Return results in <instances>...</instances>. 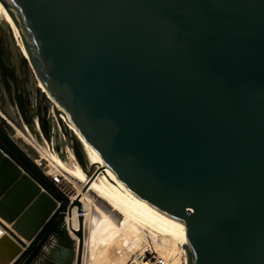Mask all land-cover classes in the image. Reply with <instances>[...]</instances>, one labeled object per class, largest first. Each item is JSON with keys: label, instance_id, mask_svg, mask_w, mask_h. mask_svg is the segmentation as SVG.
<instances>
[{"label": "water", "instance_id": "95a60500", "mask_svg": "<svg viewBox=\"0 0 264 264\" xmlns=\"http://www.w3.org/2000/svg\"><path fill=\"white\" fill-rule=\"evenodd\" d=\"M9 1L47 93L31 113L0 56V264L83 259V205L25 127L178 231L187 264H264V0Z\"/></svg>", "mask_w": 264, "mask_h": 264}, {"label": "bare ground", "instance_id": "6f19581e", "mask_svg": "<svg viewBox=\"0 0 264 264\" xmlns=\"http://www.w3.org/2000/svg\"><path fill=\"white\" fill-rule=\"evenodd\" d=\"M10 12L15 13L12 2L0 0V29L6 28L11 33L15 49L29 60L18 22ZM29 66L32 69L30 61ZM34 77L40 92L47 93L35 74ZM51 105L53 125L55 130H58L55 105L52 101ZM9 111L15 117V109L10 107ZM25 129L27 130L17 129L16 137L27 139L28 143L24 141L35 148L40 155L36 163L48 176L56 177L58 180L60 177H64L65 180L71 177L76 180V185L80 183L77 189L81 196L79 198L78 195L71 196L70 203L79 200L83 205V213L80 214L78 206H75L72 217L68 219V225L72 237L78 244L79 237L73 231L79 230L80 217L83 218L82 264H126L132 254L135 256L134 264H154L151 263L153 259H146L145 263L137 261L138 256L142 255L146 248H150L166 264H187L182 235L97 186L78 162L67 141L62 140V133L60 139L53 138L54 146L60 144L61 151L58 152L50 149L46 141H39L27 127ZM55 169L61 173L55 172ZM138 251L140 254H137Z\"/></svg>", "mask_w": 264, "mask_h": 264}, {"label": "flooded vegetation", "instance_id": "af4514ba", "mask_svg": "<svg viewBox=\"0 0 264 264\" xmlns=\"http://www.w3.org/2000/svg\"><path fill=\"white\" fill-rule=\"evenodd\" d=\"M0 51L2 52L0 55L1 60H3V62H7V60H9L8 63H11V68H16V75L13 77V80L16 82L14 83L10 78L12 75L11 69L6 72L8 81L11 83L13 88L15 84L18 85L19 91L22 92L25 102L26 100H29L32 103L33 110H31V113L37 114L38 107L41 108V111L43 112L44 103L38 93V84L34 77V72L28 64L26 68L21 62L18 52L14 47V41L10 35V32L3 28L0 29ZM12 95L15 101L16 99L14 91ZM6 103L10 105V100L7 97Z\"/></svg>", "mask_w": 264, "mask_h": 264}, {"label": "built area", "instance_id": "2783aa9c", "mask_svg": "<svg viewBox=\"0 0 264 264\" xmlns=\"http://www.w3.org/2000/svg\"><path fill=\"white\" fill-rule=\"evenodd\" d=\"M56 183H60L59 180H62L64 179V177H60V179L58 180L56 177H51ZM65 180V179H64ZM140 254V252L138 253ZM146 259H153L151 261V263H154V264H166L164 260L162 259H159L157 257V255L150 249V248H146L144 251H143V254L142 255H139L138 256V259L137 261L138 262H141L143 261V263H145V260ZM135 261V260H134ZM136 264V263H135Z\"/></svg>", "mask_w": 264, "mask_h": 264}, {"label": "rangeland", "instance_id": "374dc122", "mask_svg": "<svg viewBox=\"0 0 264 264\" xmlns=\"http://www.w3.org/2000/svg\"><path fill=\"white\" fill-rule=\"evenodd\" d=\"M5 30H6V28H5ZM7 31V30H6ZM27 143H28V141H27V139H24ZM30 144V143H29ZM55 172H60V171H58V170H56L55 169ZM61 173V172H60ZM69 177V176H68ZM68 179H70V180H68ZM66 178V180H64L63 179V182L65 183V184H67L68 186H70V188L71 189H73L76 193H75V195L79 198L80 196H81V194H80V192L78 191L79 189H77L78 187L77 186H79L80 185V183H77V185L75 184V181L76 180H74L73 178H71V177H69V178ZM139 253V251L137 252V254ZM136 255V254H135ZM134 260H135V256H134V254H132L128 259H127V261H129V262H127L126 264H134Z\"/></svg>", "mask_w": 264, "mask_h": 264}, {"label": "crops", "instance_id": "0c3cea01", "mask_svg": "<svg viewBox=\"0 0 264 264\" xmlns=\"http://www.w3.org/2000/svg\"><path fill=\"white\" fill-rule=\"evenodd\" d=\"M9 229H11V225H8L7 223H4Z\"/></svg>", "mask_w": 264, "mask_h": 264}]
</instances>
